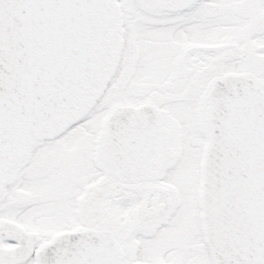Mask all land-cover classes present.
Wrapping results in <instances>:
<instances>
[{"label":"snow or ice","instance_id":"1","mask_svg":"<svg viewBox=\"0 0 264 264\" xmlns=\"http://www.w3.org/2000/svg\"><path fill=\"white\" fill-rule=\"evenodd\" d=\"M0 264H264V0H0Z\"/></svg>","mask_w":264,"mask_h":264}]
</instances>
